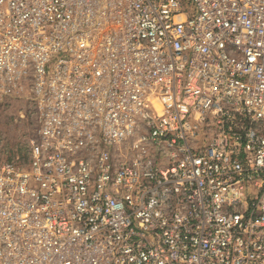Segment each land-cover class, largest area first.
I'll return each instance as SVG.
<instances>
[{"label": "built area", "instance_id": "2783aa9c", "mask_svg": "<svg viewBox=\"0 0 264 264\" xmlns=\"http://www.w3.org/2000/svg\"><path fill=\"white\" fill-rule=\"evenodd\" d=\"M0 264H264V0H0Z\"/></svg>", "mask_w": 264, "mask_h": 264}, {"label": "rangeland", "instance_id": "374dc122", "mask_svg": "<svg viewBox=\"0 0 264 264\" xmlns=\"http://www.w3.org/2000/svg\"><path fill=\"white\" fill-rule=\"evenodd\" d=\"M27 87L12 99L0 118V139L5 157L25 153L36 136V104Z\"/></svg>", "mask_w": 264, "mask_h": 264}]
</instances>
